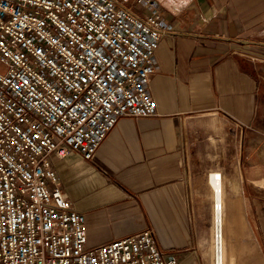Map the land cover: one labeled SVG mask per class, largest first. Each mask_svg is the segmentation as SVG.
<instances>
[{"label":"crops","instance_id":"obj_1","mask_svg":"<svg viewBox=\"0 0 264 264\" xmlns=\"http://www.w3.org/2000/svg\"><path fill=\"white\" fill-rule=\"evenodd\" d=\"M160 2L173 29L155 51L156 115L118 119L94 162L50 164L88 245L151 227L177 264H211L207 174L219 171L224 264H264V139L251 137L264 125V0Z\"/></svg>","mask_w":264,"mask_h":264},{"label":"built area","instance_id":"obj_2","mask_svg":"<svg viewBox=\"0 0 264 264\" xmlns=\"http://www.w3.org/2000/svg\"><path fill=\"white\" fill-rule=\"evenodd\" d=\"M172 29L160 0H0V264H177L151 227L88 245L50 164L94 162L118 119L156 115L155 51ZM221 176L207 174L219 194Z\"/></svg>","mask_w":264,"mask_h":264},{"label":"bare ground","instance_id":"obj_3","mask_svg":"<svg viewBox=\"0 0 264 264\" xmlns=\"http://www.w3.org/2000/svg\"><path fill=\"white\" fill-rule=\"evenodd\" d=\"M175 8V7H174ZM222 178V176H221ZM222 181L220 182L221 192L218 193V185L214 186L215 192L211 190L212 200L221 206V209L211 210V223L213 227V252H214V261L213 264H224L225 262V245H224V235H223V224H224V208H223V199H222ZM208 183V181H207ZM209 185V184H208Z\"/></svg>","mask_w":264,"mask_h":264},{"label":"rangeland","instance_id":"obj_4","mask_svg":"<svg viewBox=\"0 0 264 264\" xmlns=\"http://www.w3.org/2000/svg\"><path fill=\"white\" fill-rule=\"evenodd\" d=\"M264 65V61H257L254 66L259 68L260 66H263ZM259 72H260V75L262 76V82H263V91H264V72L259 69ZM251 137H254L256 140L257 139V142L258 140L260 142H262V140L264 139V125L262 127L261 130L257 131L256 133L252 134ZM255 149H256V152L259 153V157L261 158V161L260 163H264V161L262 162V160L264 159V146L263 145H258L257 143L254 145ZM258 148H260L261 150L258 151ZM264 165V164H263ZM248 173H251V172H248ZM257 174H259V176L261 177L259 181H257V183L264 187V169L263 171L261 172H256ZM249 180H251V178H249ZM210 188V187H209ZM211 191V190H210ZM211 200H212V194H211ZM213 227H212V223H211V239H210V242H209V248H210V254H211V264H213V261H214V252H213Z\"/></svg>","mask_w":264,"mask_h":264}]
</instances>
